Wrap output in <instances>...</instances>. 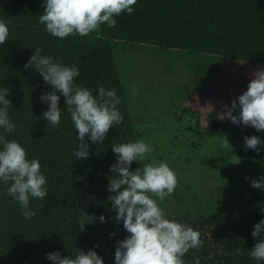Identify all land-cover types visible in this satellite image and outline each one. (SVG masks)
Segmentation results:
<instances>
[{"label": "trees", "instance_id": "trees-1", "mask_svg": "<svg viewBox=\"0 0 264 264\" xmlns=\"http://www.w3.org/2000/svg\"><path fill=\"white\" fill-rule=\"evenodd\" d=\"M44 7L45 0H0V20L9 28L8 40L0 45V88L10 90L5 98L12 103L9 117L16 125L14 132L0 129V134L19 142L28 159H39L48 180L44 200L30 197L29 208L36 212L30 219L7 194L11 182H0V264H53L46 259L47 253L59 251L74 257L78 250L87 253L89 249L96 251L104 264H115L116 241L130 234L122 222H116L117 213L107 200L113 195L108 190L109 179L118 175L110 172V166L117 163L112 146L140 140L118 66L119 52L126 55L152 49L183 56L192 71L189 77L200 78L194 87L205 84L223 58L264 65V0H137L131 14L115 17V28L104 24L88 36L63 39L50 35L39 23ZM36 48L42 49L41 55L77 67L80 75L76 83L94 96L103 87L114 90L120 99L123 122L110 129L102 144H93L86 137L90 155L85 160L74 155L79 134L61 93L57 92L62 110L59 127L48 126L42 116L48 104L39 97L53 89L34 68H25ZM193 133L201 144L219 141L215 153L203 161L206 166L232 161L248 167L264 163V144L257 154L245 150L242 139L255 135L264 141V131L236 129L215 109L201 115V123L196 118ZM227 141L230 145L225 147ZM146 163L134 161L130 170ZM232 187L239 196L245 195ZM243 205L236 202L228 211L165 217L201 234L203 245L185 254L186 264H194L196 257L200 264H264L249 254L257 240L264 239V233L256 239L251 235L264 212L243 209ZM82 212L95 217L83 231L79 222ZM101 215L106 222L99 220ZM110 233L115 235L110 237Z\"/></svg>", "mask_w": 264, "mask_h": 264}, {"label": "clouds", "instance_id": "clouds-1", "mask_svg": "<svg viewBox=\"0 0 264 264\" xmlns=\"http://www.w3.org/2000/svg\"><path fill=\"white\" fill-rule=\"evenodd\" d=\"M137 0H45L43 14L39 23L46 26V31L63 39L72 35L88 36L98 31L101 25L107 24L115 28V17L124 12L131 14ZM9 37L7 24L0 20V45ZM41 48L25 64V68H34L43 77L45 84L53 91L43 93L39 99L48 104V110L42 116L50 127H59L61 112L59 107L61 93L66 101L72 123L78 131L80 141L74 155L85 160L90 155V140L93 144H102L107 134L115 125L123 122L118 105L120 99L114 90L103 87L96 96L76 83L80 71L75 66H66L53 57L41 55ZM247 90L231 101V107L222 103L224 113L233 124L251 126L257 132L264 131V69L254 71ZM8 88H0V129L12 133L16 125L9 117L12 107ZM239 108L238 115H233ZM245 150L251 149L259 154L261 144L258 136L245 137ZM230 144L227 141L225 147ZM0 182L10 186L7 194L22 207V215L26 219L36 216L29 208L30 197L44 200L48 196V180L41 172L39 159H28L25 148L16 140H8L0 134ZM232 148V146H231ZM233 149V148H232ZM117 154V163L110 166L111 176L108 190L113 193L107 197L117 213L114 219L122 222L124 229L130 234L122 241H116L115 264H186L183 257L190 249L197 251L202 247L200 232L175 220L165 218L158 200L162 203L172 195L178 186L177 174L170 166L161 161L158 164L146 163L143 167L130 170L134 161L143 162L152 156L153 147L144 140L113 145ZM249 180V177H245ZM251 187L264 190V175L259 179H251ZM155 197V198H153ZM93 197H89L92 200ZM264 212V207L260 208ZM84 215L80 219L81 231L87 223L94 222L95 217ZM109 219H112L111 217ZM106 222L105 217H99ZM264 233V219L255 224L251 235L254 239ZM110 237L115 233H110ZM99 247V245H96ZM256 261H264V239H258L249 251ZM46 259L53 264H104L103 258L92 249L87 253L78 250L73 256H63L61 252L46 254ZM194 264H200L199 257Z\"/></svg>", "mask_w": 264, "mask_h": 264}, {"label": "rangeland", "instance_id": "rangeland-1", "mask_svg": "<svg viewBox=\"0 0 264 264\" xmlns=\"http://www.w3.org/2000/svg\"><path fill=\"white\" fill-rule=\"evenodd\" d=\"M182 57L152 49L126 55L119 52L117 57L140 140L154 149L145 161L154 164L163 161L178 177L174 193L162 203L157 198L165 217L228 211L236 202L245 203L243 209L247 210L264 207V190L251 187V179L264 175V163L248 167L232 161L206 166L203 161L215 153L219 141L201 144L193 133L196 118L201 123V115L212 109L221 117L225 111L221 102L231 107V101L247 90L251 74L264 69V65L223 58L210 79L194 87L200 78L189 77L192 71L188 59ZM186 109L190 111L185 112ZM239 111L237 108L233 115ZM223 120L236 129L251 128L233 124L227 118ZM232 186L245 195L239 196Z\"/></svg>", "mask_w": 264, "mask_h": 264}]
</instances>
